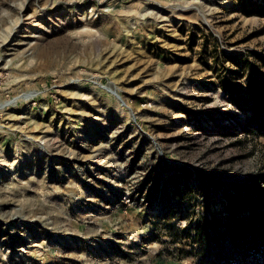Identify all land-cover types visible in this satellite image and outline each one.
Wrapping results in <instances>:
<instances>
[{
  "label": "rangeland",
  "instance_id": "374dc122",
  "mask_svg": "<svg viewBox=\"0 0 264 264\" xmlns=\"http://www.w3.org/2000/svg\"><path fill=\"white\" fill-rule=\"evenodd\" d=\"M255 90L264 0H0V264L248 260Z\"/></svg>",
  "mask_w": 264,
  "mask_h": 264
},
{
  "label": "trees",
  "instance_id": "16d2710c",
  "mask_svg": "<svg viewBox=\"0 0 264 264\" xmlns=\"http://www.w3.org/2000/svg\"><path fill=\"white\" fill-rule=\"evenodd\" d=\"M229 88L232 87L229 86ZM228 88V89H229ZM227 89V86H225ZM254 104L256 106V110L259 111L264 107V96H260L259 92L255 90L253 92ZM257 113V112H256ZM261 130L258 131L264 137V122H262L259 126ZM264 180V174L261 175ZM227 204L225 206L226 210V232L230 235L229 241L232 243V236L234 240L238 241V246L242 243H245V246L248 248L250 252V258L246 260L243 257L245 249L238 251L232 258V253L229 255V261L231 264H264V197L251 200L249 196H244L241 193H236L235 196L226 195ZM238 203L241 207L247 210V214L245 217L233 219L232 218V204ZM251 203V205H249ZM258 208L262 210V212L258 211Z\"/></svg>",
  "mask_w": 264,
  "mask_h": 264
},
{
  "label": "bare ground",
  "instance_id": "6f19581e",
  "mask_svg": "<svg viewBox=\"0 0 264 264\" xmlns=\"http://www.w3.org/2000/svg\"><path fill=\"white\" fill-rule=\"evenodd\" d=\"M78 98V97H77Z\"/></svg>",
  "mask_w": 264,
  "mask_h": 264
}]
</instances>
